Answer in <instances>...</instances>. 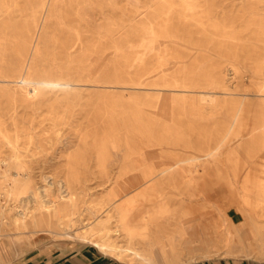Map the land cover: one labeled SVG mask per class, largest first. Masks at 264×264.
I'll return each instance as SVG.
<instances>
[{"label": "rangeland", "instance_id": "rangeland-1", "mask_svg": "<svg viewBox=\"0 0 264 264\" xmlns=\"http://www.w3.org/2000/svg\"><path fill=\"white\" fill-rule=\"evenodd\" d=\"M0 77V231L26 182L71 235L16 234L7 264L101 256L83 225L125 247L114 210L136 264H264V0H0Z\"/></svg>", "mask_w": 264, "mask_h": 264}, {"label": "bare ground", "instance_id": "bare-ground-1", "mask_svg": "<svg viewBox=\"0 0 264 264\" xmlns=\"http://www.w3.org/2000/svg\"><path fill=\"white\" fill-rule=\"evenodd\" d=\"M179 1V0H178ZM183 2V1H182ZM137 3V2H136ZM179 3V2H178ZM189 6V5H188ZM187 7V6H186ZM80 21V20H78ZM74 27V26H73ZM77 28V26H76ZM73 29V28H72ZM148 34V33H147ZM77 36V35H76ZM64 38V37H63ZM69 38V37H68ZM75 38V37H74ZM152 38V36H151ZM67 39V38H66ZM78 39V38H77ZM150 39V38H149ZM70 40V39H69ZM67 42V41H66ZM77 42V41H76ZM66 44V43H65ZM74 44V43H73ZM79 44V43H78ZM57 45V44H56ZM60 45V44H59ZM62 45V44H61ZM25 46V45H24ZM65 46V45H64ZM75 46V44H74ZM23 47V46H22ZM66 47V46H65ZM55 48V47H54ZM27 49V48H26ZM32 49V48H31ZM52 49V48H51ZM78 49V48H77ZM86 49V48H83ZM33 50V49H32ZM55 50V49H54ZM69 50V48H68ZM27 51V50H26ZM56 51V50H55ZM65 51V50H64ZM66 52V51H65ZM80 53V52H79ZM83 53V52H82ZM68 54V53H67ZM84 54V53H83ZM33 55V54H32ZM81 55V54H80ZM21 56V55H20ZM87 56V55H86ZM92 56V54L90 55ZM95 56V55H94ZM93 56V57H94ZM19 57V56H18ZM29 58V57H28ZM87 58V57H86ZM90 58V57H89ZM19 59V58H18ZM88 59V58H87ZM78 61V58L76 59ZM75 60V61H76ZM19 61V60H18ZM74 61V62H75ZM84 61V60H83ZM73 62V63H74ZM81 61L79 60V63ZM23 63V62H22ZM21 63V64H22ZM26 63V62H25ZM18 64V65H21ZM78 64V63H77ZM24 65V64H22ZM83 65V63H82ZM91 66V64H88ZM87 65V66H88ZM26 66V65H25ZM18 67V66H17ZM81 67V66H80ZM83 67V66H82ZM24 68V67H23ZM22 68V69H23ZM84 68V67H83ZM86 68V67H85ZM84 68V69H85ZM21 69V70H22ZM65 70V69H64ZM18 71V70H17ZM57 71V70H56ZM62 71V70H61ZM91 71V70H90ZM23 73V71H21ZM30 72V70H29ZM65 72V71H64ZM5 73V72H4ZM81 73V71H80ZM86 73V72H85ZM7 74V73H6ZM61 74V73H60ZM73 74V73H72ZM82 74V73H81ZM88 74V72H87ZM18 75V74H17ZM22 75V74H20ZM51 75V74H50ZM57 75V74H55ZM54 75V76H55ZM71 75V74H70ZM61 76V75H60ZM63 76V75H62ZM77 76V75H76ZM79 76V75H78ZM22 77V76H20ZM39 77V75L37 76ZM36 77V78H37ZM1 78V77H0ZM9 78V77H8ZM18 78V77H17ZM35 78V76H34ZM69 78V77H68ZM67 78V79H68ZM23 79V78H22ZM40 79V78H39ZM55 79V78H53ZM59 79V78H58ZM57 79V82H58ZM73 79V78H72ZM4 80V79H2ZM14 80V79H13ZM17 80H20L19 78ZM29 80V78H28ZM41 80V79H40ZM46 80V79H45ZM60 80V79H59ZM63 80V79H62ZM65 80V79H64ZM1 81V80H0ZM7 81V79L5 80ZM37 81V79H36ZM50 81V79H49ZM39 81L40 86H48L50 85L51 81ZM61 81V80H60ZM262 81V80H261ZM2 82V81H1ZM24 82V81H23ZM30 82H32L30 80ZM53 82V81H52ZM14 83V82H13ZM16 83V82H15ZM21 83V82H20ZM36 83V82H35ZM38 83V81H37ZM54 83V82H53ZM52 83V84H53ZM60 83V82H59ZM62 83V82H61ZM65 83V82H64ZM71 83V82H70ZM28 85H30L31 83H27ZM55 84V83H54ZM66 84V83H65ZM6 85V84H5ZM3 85V86H5ZM262 85V84H261ZM32 86V85H31ZM68 86V85H66ZM264 86V83H263ZM30 87V86H29ZM34 88V87H33ZM37 88V87H36ZM65 88V87H64ZM68 88V87H66ZM38 89V88H37ZM260 89V87H259ZM15 90V89H14ZM21 90V89H20ZM264 90V89H263ZM35 91L34 89H31V92ZM41 91V90H40ZM39 91V92H40ZM24 92V91H23ZM264 92V91H263ZM36 93V92H35ZM3 94V93H2ZM7 94V93H6ZM10 94V93H9ZM8 94V95H9ZM31 95V94H29ZM12 98V96H11ZM191 103V102H190ZM189 103V105H190ZM193 104V103H192ZM191 104V105H192ZM195 105V104H194ZM2 133V132H1ZM3 135V134H2ZM4 137V136H3ZM6 137V136H5ZM108 139V138H107ZM106 140V139H105ZM10 140H8L7 142H9ZM13 143V142H12ZM15 144V143H14ZM17 145V144H16ZM10 146V145H9ZM116 146V145H115ZM18 155V154H17ZM101 156V155H100ZM14 157V155H13ZM15 158V157H14ZM99 158V157H98ZM19 159V158H18ZM16 160V158L14 159ZM98 160V159H97ZM19 161V160H18ZM22 161V160H21ZM11 163V162H10ZM14 163V162H13ZM157 165V164H156ZM7 172V171H6ZM9 172V171H8ZM2 177V176H1ZM17 177V176H16ZM15 178V177H14ZM5 179V178H4ZM264 179V178H262ZM16 180V179H15ZM27 180V179H26ZM29 180V179H28ZM13 182V181H12ZM16 182V181H15ZM12 185V184H11ZM10 184H7L6 186L3 187V192L1 193V198H3L5 200V203L10 202L12 195H14V189ZM32 188V187H31ZM30 188L27 187V183L24 182L22 184V186L19 187V192H20V197L18 200L15 199V201H13L12 203V209H15V216L12 219V223H11V227H4L3 228V233L0 237H2V241L0 242V264H4V263H8L10 260H8L5 257V253L7 252V248H12V244L14 243L12 237L16 234H23L24 231L25 233H30L31 235H38L39 234H49L52 237H71V235L64 233V225L62 224V222L59 221V219L55 218L54 214L51 212V209L49 208V202H44L41 203L39 200V197L36 195L38 190L34 189L33 191V195L29 196L28 194L30 193ZM32 191V189H31ZM120 193H116L115 197H119ZM14 199V198H13ZM72 201V200H71ZM23 203L27 206V209L29 211V214H25L20 208H19V204ZM243 203V202H242ZM22 206V205H21ZM111 206V204H110ZM73 207V206H72ZM68 208V207H67ZM113 208V207H112ZM129 209V208H128ZM74 210V209H73ZM68 211V210H67ZM116 212V225L115 228L117 227V229L115 230V232L118 233H123L125 238H126V246L125 247H120L117 244H115L113 241H111L110 237H105L103 236L102 232H106V228L101 226V224L97 225L96 227H90L89 225L84 226L81 229L80 233H77L78 237H81L82 240L88 241L89 244H91L93 247H95L100 253H102L103 255L109 256L111 258H113L114 260H116L118 263H123V264H136V257L137 255L130 249V245L133 244V240L138 238H141L143 233L140 231V228L138 226H140V221L137 217H134L133 215H131V213H128V216L126 215V213L124 212L125 210H123V212H118L117 210H114ZM5 210H1V213L4 214ZM62 212V211H61ZM71 212V211H70ZM68 212V213H70ZM67 213V212H66ZM104 213V212H103ZM14 214V213H13ZM64 215V214H63ZM67 215V214H66ZM109 215V214H108ZM111 215V214H110ZM220 215V214H219ZM73 216V215H72ZM71 216V218H72ZM94 216V215H93ZM96 216V215H95ZM98 216V215H97ZM104 216V215H103ZM107 216V215H106ZM105 216V217H106ZM114 216V215H113ZM261 216V214H260ZM65 217V216H64ZM109 217V216H108ZM107 217V218H108ZM70 218V217H69ZM110 218V217H109ZM102 219V218H101ZM104 219V218H103ZM145 219V218H144ZM63 220V219H62ZM81 220V218H80ZM95 220V218H94ZM67 221V220H66ZM2 226L5 224V222L3 221V219L0 220ZM81 222V221H80ZM230 222V221H229ZM99 223V222H98ZM101 223V222H100ZM115 224V223H114ZM72 225V224H71ZM72 227V226H71ZM101 227V228H100ZM7 228V229H6ZM66 231V230H65ZM145 231V230H144ZM10 232V233H9ZM148 232V231H147ZM231 234V233H230ZM160 235V234H159ZM37 236V237H38ZM110 236V235H109ZM156 237V235H155ZM153 238V237H152ZM161 238V237H160ZM212 238V237H210ZM158 240V239H157ZM152 241V240H151ZM176 241V240H175ZM174 241V242H175ZM117 242V239H116ZM139 242V241H138ZM141 242V241H140ZM137 243V242H136ZM142 243V242H141ZM165 243V242H164ZM184 245H189L190 239L189 238H184L183 240ZM154 244V243H153ZM204 244L206 246H210L211 242L210 240H208V238H204ZM135 245V244H134ZM145 245V244H143ZM162 248L164 249L165 245L162 244ZM174 246V245H173ZM135 247V246H134ZM160 249L161 247L158 246ZM157 247V248H158ZM136 248V247H135ZM138 248V247H137ZM148 248V246H147ZM150 248V247H149ZM167 248V247H166ZM140 249V248H139ZM160 249H156L154 250V253L158 255V252H160ZM136 250V249H135ZM138 250V249H137ZM163 251V250H161ZM146 253V252H145ZM144 253V254H145ZM189 253V252H188ZM187 253V254H188ZM150 254V253H149ZM162 254V253H161ZM146 255V254H145ZM164 255V254H163ZM207 255V254H206ZM144 256V255H143ZM148 256V255H147ZM142 259V258H139ZM148 259V258H147ZM150 259V258H149ZM143 260V259H142ZM151 261V260H149ZM143 262V261H142Z\"/></svg>", "mask_w": 264, "mask_h": 264}, {"label": "crops", "instance_id": "crops-1", "mask_svg": "<svg viewBox=\"0 0 264 264\" xmlns=\"http://www.w3.org/2000/svg\"><path fill=\"white\" fill-rule=\"evenodd\" d=\"M20 264H112V263L107 262L105 256H103L102 254L101 256H97L94 255L91 251L85 250L82 251L81 253H76L71 256L57 255V256L44 257V258H35V259L32 258ZM204 264H245V263L229 261V260L228 261L220 260L218 262L204 263Z\"/></svg>", "mask_w": 264, "mask_h": 264}]
</instances>
